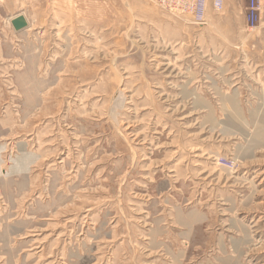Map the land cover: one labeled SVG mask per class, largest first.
Returning <instances> with one entry per match:
<instances>
[{"label":"rangeland","instance_id":"obj_1","mask_svg":"<svg viewBox=\"0 0 264 264\" xmlns=\"http://www.w3.org/2000/svg\"><path fill=\"white\" fill-rule=\"evenodd\" d=\"M261 6L0 0V264H264Z\"/></svg>","mask_w":264,"mask_h":264},{"label":"built area","instance_id":"obj_2","mask_svg":"<svg viewBox=\"0 0 264 264\" xmlns=\"http://www.w3.org/2000/svg\"><path fill=\"white\" fill-rule=\"evenodd\" d=\"M102 1V0H91ZM159 8L175 14L189 16L193 23L199 26L207 24L210 10L221 13L225 9L227 0H152ZM261 0H246V19L249 29H254L261 15ZM221 167L233 169L236 165L232 160L222 159Z\"/></svg>","mask_w":264,"mask_h":264},{"label":"crops","instance_id":"obj_3","mask_svg":"<svg viewBox=\"0 0 264 264\" xmlns=\"http://www.w3.org/2000/svg\"><path fill=\"white\" fill-rule=\"evenodd\" d=\"M7 3L10 4L12 3V0H7ZM264 26V25H263ZM264 56V54H262ZM258 63H255V66L257 68L256 76L254 79L253 84L255 85L253 95L251 99H246V102H248L246 105L252 106L255 108H264V64L262 65H257ZM259 68V69H258ZM240 82L237 81L234 83L233 87H236V93L235 95L236 98H241L240 92L242 87H240ZM234 91V90H233ZM243 99H240V102H242Z\"/></svg>","mask_w":264,"mask_h":264},{"label":"water","instance_id":"obj_4","mask_svg":"<svg viewBox=\"0 0 264 264\" xmlns=\"http://www.w3.org/2000/svg\"><path fill=\"white\" fill-rule=\"evenodd\" d=\"M11 25L16 33L23 32L29 28L27 18L23 14L14 17L11 20Z\"/></svg>","mask_w":264,"mask_h":264},{"label":"bare ground","instance_id":"obj_5","mask_svg":"<svg viewBox=\"0 0 264 264\" xmlns=\"http://www.w3.org/2000/svg\"><path fill=\"white\" fill-rule=\"evenodd\" d=\"M11 20V19H10ZM28 24H29V21L27 20ZM176 75V74H175Z\"/></svg>","mask_w":264,"mask_h":264}]
</instances>
